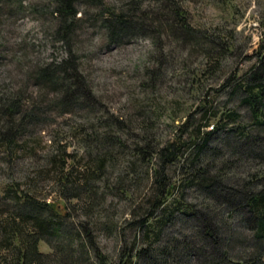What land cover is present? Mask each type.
<instances>
[{"label": "trees", "instance_id": "1", "mask_svg": "<svg viewBox=\"0 0 264 264\" xmlns=\"http://www.w3.org/2000/svg\"><path fill=\"white\" fill-rule=\"evenodd\" d=\"M1 1L25 8L22 0ZM81 3L99 9L92 18L110 44L143 36L160 50L171 43L200 49L210 72L230 50L216 31L191 25L182 0H52V35L67 54L29 74L36 99L0 94V154L12 161L43 113H81L68 133L79 146L46 156L43 179L50 178L60 202L39 196V180L3 184L0 264H264V39L256 62L232 76L229 96L237 94L239 105L215 111L203 101L199 122L188 118L163 141L151 136L150 114H140L133 134L93 90L72 49ZM150 58L154 67L144 68L141 87L153 89L162 56ZM101 237L114 242L113 252Z\"/></svg>", "mask_w": 264, "mask_h": 264}, {"label": "rangeland", "instance_id": "2", "mask_svg": "<svg viewBox=\"0 0 264 264\" xmlns=\"http://www.w3.org/2000/svg\"><path fill=\"white\" fill-rule=\"evenodd\" d=\"M51 1L22 0L25 8L20 10L0 0V94L7 90L19 91L26 98L36 99L38 89L29 74L44 62L66 56L65 45L52 35L56 22L51 15ZM124 1L103 0L105 6H119ZM182 4L192 26L216 31L229 42L230 50L214 72L206 70L208 60L200 49L187 51L171 43L164 44L160 50L150 38L143 36L110 44L92 18L99 9L78 4L72 49L80 56L81 68L101 102L110 113L126 119L133 134L140 132L137 126L143 112L155 120L151 136L164 141L188 118L195 124L199 122L198 110L203 101L211 104L215 111L239 105L237 94L234 98L229 96L232 76L245 72L259 56L260 42L264 39V0H182ZM153 54L162 56V74L157 87L143 88L144 68L154 67L150 58ZM192 72L196 75H191ZM26 98L24 109L29 106ZM239 112L246 119L250 115L245 105L239 106ZM80 114L78 111L61 116L43 113L27 142L11 155L12 161L0 154V191L10 177L20 181L39 180V196L60 202L50 178L43 179L42 171L48 172L50 165L46 163V156L57 152L59 146L65 147L67 153L78 149V139L68 133L71 124L81 118ZM127 144L132 145L133 138L128 137ZM119 206L115 210H120L122 206ZM100 239L103 249L113 252L114 242L104 237ZM40 248L49 251L44 245Z\"/></svg>", "mask_w": 264, "mask_h": 264}]
</instances>
